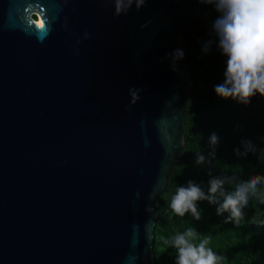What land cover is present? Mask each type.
Masks as SVG:
<instances>
[{
	"label": "water",
	"instance_id": "95a60500",
	"mask_svg": "<svg viewBox=\"0 0 264 264\" xmlns=\"http://www.w3.org/2000/svg\"><path fill=\"white\" fill-rule=\"evenodd\" d=\"M26 2L0 0V264H156L190 83L173 53L209 5L147 0L116 16L111 0H40V40L20 22Z\"/></svg>",
	"mask_w": 264,
	"mask_h": 264
},
{
	"label": "trees",
	"instance_id": "16d2710c",
	"mask_svg": "<svg viewBox=\"0 0 264 264\" xmlns=\"http://www.w3.org/2000/svg\"><path fill=\"white\" fill-rule=\"evenodd\" d=\"M219 14L209 5L187 18L181 37L185 39L183 56L189 75L187 116L183 127V151L176 165L168 172V182L155 206L152 251L156 264H175V249L166 241L177 233L193 228L196 242L209 240L208 247L222 257L220 264H264V203L249 197L240 224L225 222L229 215L216 214V204L199 201L201 219L190 213L183 217L170 209V199L180 185L193 180L207 192L212 176L225 179L224 190H234L237 183L253 175H264V96L257 94L248 105L225 100L214 92V85L223 82L226 57L217 47L212 25ZM211 41L205 52V44ZM220 137L213 149L210 133ZM243 140H251L254 151L237 156L234 149L244 152ZM215 150V156L210 153ZM205 156V163H195L196 154ZM264 191V185H261ZM218 199L222 200L223 197Z\"/></svg>",
	"mask_w": 264,
	"mask_h": 264
},
{
	"label": "clouds",
	"instance_id": "9594fccd",
	"mask_svg": "<svg viewBox=\"0 0 264 264\" xmlns=\"http://www.w3.org/2000/svg\"><path fill=\"white\" fill-rule=\"evenodd\" d=\"M114 3V15L127 14L133 4L139 10L147 0H111ZM200 3L211 5L219 14L212 28L217 37V47L226 57L223 82L214 85V92L222 99H231L239 104L248 105L257 94L264 96V0H199ZM19 12V9L17 10ZM20 22L32 31L38 39L43 40L51 31L47 9L40 0H27ZM87 35V34H86ZM211 41L204 46L209 50ZM183 50L173 53L175 60L182 59ZM139 89H130L131 103L139 99ZM220 137L213 131L208 143L215 149ZM245 151L239 148L233 151L237 156L247 155L254 151L251 140H243ZM215 156V150L210 153ZM197 165L205 163V156L196 154ZM225 179L212 176L208 180V191L205 192L198 183L188 180L180 185L170 199V209L175 215L183 217L191 214L196 220L201 219L198 209L199 201L216 204L218 216L228 213L225 222L233 221L239 225L243 219V209L248 205L249 197H257L264 203V175H253L247 180L236 184L234 190L225 191ZM223 197L222 200L218 199ZM197 233L188 228L182 233L172 236L166 243L175 249V264H220L222 257L208 247L209 240L201 238L196 242Z\"/></svg>",
	"mask_w": 264,
	"mask_h": 264
},
{
	"label": "rangeland",
	"instance_id": "374dc122",
	"mask_svg": "<svg viewBox=\"0 0 264 264\" xmlns=\"http://www.w3.org/2000/svg\"><path fill=\"white\" fill-rule=\"evenodd\" d=\"M185 39L183 37L180 38L179 40V49L183 50V53L185 55L186 49H185Z\"/></svg>",
	"mask_w": 264,
	"mask_h": 264
}]
</instances>
